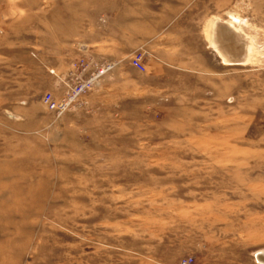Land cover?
<instances>
[{
    "label": "rangeland",
    "instance_id": "rangeland-1",
    "mask_svg": "<svg viewBox=\"0 0 264 264\" xmlns=\"http://www.w3.org/2000/svg\"><path fill=\"white\" fill-rule=\"evenodd\" d=\"M108 64L74 109L42 103ZM260 251L264 0H0V264Z\"/></svg>",
    "mask_w": 264,
    "mask_h": 264
},
{
    "label": "built area",
    "instance_id": "built-area-1",
    "mask_svg": "<svg viewBox=\"0 0 264 264\" xmlns=\"http://www.w3.org/2000/svg\"><path fill=\"white\" fill-rule=\"evenodd\" d=\"M144 50L140 47L137 49L130 58V64L137 70L143 71L145 69L143 58ZM112 68V64L106 67L91 72L88 77L81 78V75H75L76 83L70 86L61 98H56L51 92H45L42 95L41 101L47 110L51 111L56 117L62 116L65 112L74 109L80 98L85 95L93 86L98 77L105 74L107 70ZM83 70V68H82ZM84 71V70H83ZM192 258L186 257L182 259L181 264H191Z\"/></svg>",
    "mask_w": 264,
    "mask_h": 264
},
{
    "label": "water",
    "instance_id": "water-1",
    "mask_svg": "<svg viewBox=\"0 0 264 264\" xmlns=\"http://www.w3.org/2000/svg\"><path fill=\"white\" fill-rule=\"evenodd\" d=\"M213 24V23H212ZM215 25L216 26H219L220 28H222V30H224V31H228V30H230V28H231V26L230 25H228V24H226V23H224V22H218V23H216L215 22ZM236 31V30H235ZM229 33H233L234 34V31H229ZM235 35V34H234ZM239 36V35H238ZM217 53V52H216ZM217 55L220 57V55L217 53ZM226 59H228V61H232V63H240V61H241V59H242V56H238V57H230V58H226ZM264 251H260V252H257L256 254H255V257H256V259L259 261V262H261V263H264Z\"/></svg>",
    "mask_w": 264,
    "mask_h": 264
},
{
    "label": "bare ground",
    "instance_id": "bare-ground-1",
    "mask_svg": "<svg viewBox=\"0 0 264 264\" xmlns=\"http://www.w3.org/2000/svg\"><path fill=\"white\" fill-rule=\"evenodd\" d=\"M210 40V39H209ZM249 43H251V42H249ZM251 47V46H250ZM249 47V50H251V48ZM222 58V57H221ZM264 256V255H263Z\"/></svg>",
    "mask_w": 264,
    "mask_h": 264
}]
</instances>
